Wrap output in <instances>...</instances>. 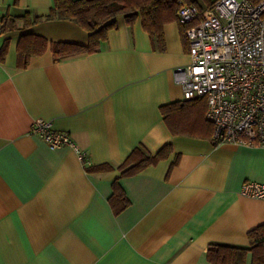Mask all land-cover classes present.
<instances>
[{
  "label": "crops",
  "instance_id": "crops-1",
  "mask_svg": "<svg viewBox=\"0 0 264 264\" xmlns=\"http://www.w3.org/2000/svg\"><path fill=\"white\" fill-rule=\"evenodd\" d=\"M53 0H0V17L43 15ZM99 50L55 59L50 42L88 44V32L68 20L42 21L0 35V264H212V243L248 247L247 233L264 224V202L242 195L245 181L264 183V147L215 145L203 106L194 134H173L160 106L183 101L174 71L189 63L179 21L158 41L115 18ZM47 41L24 68L21 35ZM198 107V108H197ZM47 121L86 153L50 148L30 133ZM168 158L133 175L120 165L138 145ZM177 158L173 167L171 163ZM106 164L107 171L90 169ZM117 180L129 204L114 212ZM251 254L246 256L250 264Z\"/></svg>",
  "mask_w": 264,
  "mask_h": 264
},
{
  "label": "built area",
  "instance_id": "built-area-1",
  "mask_svg": "<svg viewBox=\"0 0 264 264\" xmlns=\"http://www.w3.org/2000/svg\"><path fill=\"white\" fill-rule=\"evenodd\" d=\"M177 18L186 25L190 58L174 71L183 99H206L215 145L264 147V0H214L203 9L182 4ZM30 133L50 148L74 149L85 162L71 136L47 121H34ZM240 193L264 202V183L245 181Z\"/></svg>",
  "mask_w": 264,
  "mask_h": 264
},
{
  "label": "trees",
  "instance_id": "trees-1",
  "mask_svg": "<svg viewBox=\"0 0 264 264\" xmlns=\"http://www.w3.org/2000/svg\"><path fill=\"white\" fill-rule=\"evenodd\" d=\"M214 0H53V6L43 15L25 12L21 16L5 14L0 17L1 34L15 29L16 20H21L24 27L50 20H68L76 23L88 32V44L78 45L66 42H50L49 47L55 59L67 56L93 53L99 50L106 40L109 30L117 27L115 18L124 17L127 25H132L138 18L142 26L158 41L162 39V27L165 23L177 20V14L182 4H195L199 9L209 7ZM180 24L185 36L186 25ZM47 47V41L32 34L21 35L17 44V66L24 68L32 55L41 54ZM7 43L0 50V61L6 52ZM203 106L206 112V99L174 101L160 106L164 121L173 134H194L190 129V120L196 106ZM198 108V107H197ZM205 122L207 133L212 136L213 127ZM172 152L170 143L158 151L151 152L145 146H136L120 165L121 175H133L149 166L168 158ZM177 162L173 160L170 167ZM110 169L106 164L91 168V171L103 172ZM113 193L109 198L115 213L128 204L123 189L117 180L112 184ZM248 247L231 246L212 243L206 250V259L212 264H245L246 256L251 254L250 264H264V224L247 233Z\"/></svg>",
  "mask_w": 264,
  "mask_h": 264
}]
</instances>
